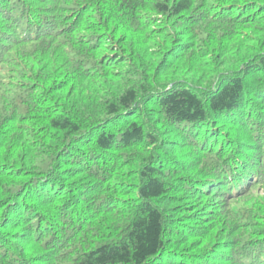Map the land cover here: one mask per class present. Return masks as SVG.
Returning a JSON list of instances; mask_svg holds the SVG:
<instances>
[{"label": "trees", "instance_id": "16d2710c", "mask_svg": "<svg viewBox=\"0 0 264 264\" xmlns=\"http://www.w3.org/2000/svg\"><path fill=\"white\" fill-rule=\"evenodd\" d=\"M0 264H264V0H0Z\"/></svg>", "mask_w": 264, "mask_h": 264}, {"label": "rangeland", "instance_id": "374dc122", "mask_svg": "<svg viewBox=\"0 0 264 264\" xmlns=\"http://www.w3.org/2000/svg\"><path fill=\"white\" fill-rule=\"evenodd\" d=\"M263 195V194H262Z\"/></svg>", "mask_w": 264, "mask_h": 264}]
</instances>
